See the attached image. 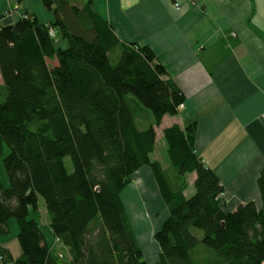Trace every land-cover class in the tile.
I'll return each instance as SVG.
<instances>
[{"label": "trees", "instance_id": "obj_1", "mask_svg": "<svg viewBox=\"0 0 264 264\" xmlns=\"http://www.w3.org/2000/svg\"><path fill=\"white\" fill-rule=\"evenodd\" d=\"M41 1L51 23L30 14L0 23V165L8 181L0 178V237L14 218L21 249L13 258L0 246L1 262L58 264L34 217L41 202L70 264H263L264 168L261 203L227 211L218 176L195 152L192 123L162 131L167 172L150 158L155 127L185 100L153 51L120 43L91 0ZM143 167L167 213L153 234L154 263L143 258L121 197Z\"/></svg>", "mask_w": 264, "mask_h": 264}, {"label": "crops", "instance_id": "obj_2", "mask_svg": "<svg viewBox=\"0 0 264 264\" xmlns=\"http://www.w3.org/2000/svg\"><path fill=\"white\" fill-rule=\"evenodd\" d=\"M91 8L120 43L149 47L184 96L179 114L164 116L155 127V139L174 124L183 129L195 123V152L218 176L225 209L260 204L264 0H91ZM25 14L39 23L53 21L41 0H0V23H15ZM135 175L148 185L153 201L160 199L149 168ZM0 246L13 258L21 254L19 247L13 254L8 242Z\"/></svg>", "mask_w": 264, "mask_h": 264}, {"label": "rangeland", "instance_id": "obj_3", "mask_svg": "<svg viewBox=\"0 0 264 264\" xmlns=\"http://www.w3.org/2000/svg\"><path fill=\"white\" fill-rule=\"evenodd\" d=\"M81 1L83 0H77V2L80 4H81ZM116 51L118 50H115V52ZM112 55H111V61L115 62ZM183 106L182 108L177 109V114H179V112L183 109ZM142 110L144 111V113L145 112L149 113L151 117V114L148 110L143 109V108ZM144 113L143 115H145ZM140 123H143L144 125L147 122L145 120ZM150 158L153 161L154 160L158 161L160 165L162 166V168L167 170V172H170V169H169L170 164L166 156V145H165L164 139L159 135H157L155 139V150L150 156ZM135 174L131 177L130 183L127 184V186L122 191L121 197H122L124 206L126 208V211L128 213L129 219L132 223V227L134 228L135 234L139 241L140 247L142 248L143 258L145 259V261L146 260L156 261L155 259L157 258L159 249H158L157 244L153 240V234L160 227L163 220L166 218L167 216L166 208L160 199L153 201V199L151 198L152 192L148 188V185L144 184L142 186V184H140V181L136 182V179L139 177V175H135ZM0 178H1L3 185L7 187L8 186L7 177L1 165H0ZM193 178L194 176L192 175L187 176V179H186L187 184H188V188L186 190L187 196H191L193 193V186H192ZM131 191L135 193L136 196H138L139 200H137L136 198L135 199L133 198V196L130 193ZM147 199H149L148 200L149 203ZM34 217L37 218L38 223L41 227V230L43 234L45 235L46 241L50 244L49 251H50L51 256H54V257L56 256L58 264H70L68 249L64 245H62L61 242L57 241L56 238H53L52 235L50 234V231L47 227L48 219L45 214L43 204L41 202L39 203V209H38L37 215H35ZM7 229H8V233L0 237V241L8 242L9 245L11 246V250L13 254H16L17 249L19 247V244L16 238L18 231H19L18 222L14 218L9 219L7 221ZM194 232H197V230Z\"/></svg>", "mask_w": 264, "mask_h": 264}, {"label": "built area", "instance_id": "obj_4", "mask_svg": "<svg viewBox=\"0 0 264 264\" xmlns=\"http://www.w3.org/2000/svg\"><path fill=\"white\" fill-rule=\"evenodd\" d=\"M54 33L51 31L50 32V35L52 36ZM182 106H183V104H181L178 108L180 109V108H182ZM57 241H59L58 239H57Z\"/></svg>", "mask_w": 264, "mask_h": 264}, {"label": "bare ground", "instance_id": "obj_5", "mask_svg": "<svg viewBox=\"0 0 264 264\" xmlns=\"http://www.w3.org/2000/svg\"><path fill=\"white\" fill-rule=\"evenodd\" d=\"M134 203H135V201H134ZM138 210V209H137ZM139 212V211H138ZM138 215H139V213H138Z\"/></svg>", "mask_w": 264, "mask_h": 264}]
</instances>
